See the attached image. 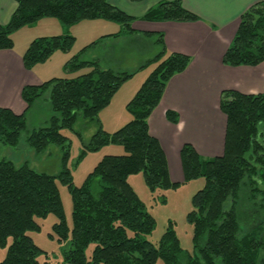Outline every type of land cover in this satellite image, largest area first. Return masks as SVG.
I'll return each instance as SVG.
<instances>
[{
  "label": "trees",
  "instance_id": "obj_1",
  "mask_svg": "<svg viewBox=\"0 0 264 264\" xmlns=\"http://www.w3.org/2000/svg\"><path fill=\"white\" fill-rule=\"evenodd\" d=\"M14 1L18 5L15 13L6 25L0 24V51L12 50L13 35L26 27H36L43 19L57 20L64 30L60 36L41 37L31 43L23 56L27 70L46 63L56 52H70L76 42L70 29L84 21L113 22L121 25V30L83 48L65 65L67 74L82 69H90L89 73L25 86L21 95L27 110L21 115L0 108V148L18 147L26 134L24 141L36 153L55 146L61 154L60 171L55 175L0 159V246L6 247L12 239L7 257L0 264H39L42 250L28 233L40 230L35 219L49 214L59 220L54 230L60 241L70 236L67 258L72 264H263L264 240L256 236L258 225H252L258 220L254 213L258 206L252 201L258 192L264 195V93H221L220 108L227 117L222 157H203L190 144L181 150L184 183L205 180L204 188L192 198L193 209L187 215L193 226V252L182 248L173 224L157 245L147 239L156 220L129 183L131 176L142 173L152 193L180 187V183L170 179L165 151L150 134L149 118L171 79L184 73L192 60L184 54L169 53L163 34H145L154 38L158 53L133 71L117 70L103 65L108 51L104 39L116 42L130 38L136 33V21L186 23L201 19L186 10L180 0L159 2L141 17L128 15L109 0ZM97 48L104 53L87 59L88 53ZM152 62L156 63L155 69L126 106L132 120L114 133L106 132L100 113L138 69ZM263 62L264 1L241 16L238 31L223 58L226 66L234 68L257 67ZM43 99L51 105L48 124L27 133V112ZM166 117L171 123L179 122L176 112L168 111ZM79 123L95 127L83 153L119 145L126 154L105 156L85 185L76 188L67 166L70 140L61 130L70 129L82 137L76 128ZM57 181L72 194V229L66 222ZM242 209L248 211L247 220H242ZM248 222L253 230L242 233ZM90 244H95V248L88 259L85 250Z\"/></svg>",
  "mask_w": 264,
  "mask_h": 264
},
{
  "label": "crops",
  "instance_id": "obj_2",
  "mask_svg": "<svg viewBox=\"0 0 264 264\" xmlns=\"http://www.w3.org/2000/svg\"><path fill=\"white\" fill-rule=\"evenodd\" d=\"M162 1L173 0H143L138 3L131 0H109V3L130 16L141 17L148 9ZM180 1L186 10L201 20L186 23L136 21L133 24L136 33L131 39L138 42L146 40L156 47L154 38L145 34H163L169 53L191 57L192 61L187 70L171 79L159 106L149 118L150 134L159 140L165 151L171 181L183 184L185 177L181 150L185 144L192 145L206 158L224 155L227 117L220 108L221 93L224 90H235L243 94L264 93V62L257 67L236 68L223 63L229 44L240 26L241 16L253 5L264 0ZM17 6L14 0H0L1 25L10 21ZM38 26L18 31L12 37L14 48L0 51V108L11 109L17 115L27 110V104L21 95L25 86L42 85L61 73L67 78H76L90 72V69L87 72L82 69L73 74L65 72L66 63L75 56L72 50L68 53L56 52L46 63L27 70L23 56L35 39L64 34L63 28L55 19H43ZM71 32L76 42L80 38L87 47L102 37L119 33L120 30L113 22L95 20L84 21L72 28ZM110 41L112 40L104 39L108 51L105 54L106 64L103 65L124 70L128 62L127 52H112L117 44H110ZM156 48L159 51V48ZM155 67L156 63L152 62L138 69L137 73L122 85L110 105L100 113L99 118L106 132L114 133L132 120L126 106ZM168 111L179 115L177 124L168 121ZM111 149L115 154H121L119 148Z\"/></svg>",
  "mask_w": 264,
  "mask_h": 264
},
{
  "label": "rangeland",
  "instance_id": "obj_3",
  "mask_svg": "<svg viewBox=\"0 0 264 264\" xmlns=\"http://www.w3.org/2000/svg\"><path fill=\"white\" fill-rule=\"evenodd\" d=\"M113 25L118 26L119 30H121V25L117 23H113ZM74 27L75 26L71 27L70 30ZM26 28L30 29V27ZM109 43L111 44L116 42L111 41ZM84 45V40L79 38L73 46L72 53L77 55L85 47ZM144 46L146 48H143ZM17 47H19L18 43ZM139 49H141V51ZM119 51L127 52L126 56L128 57V62L124 68L126 71H133L139 68L140 65H142L146 60L151 59V57L158 52L157 48L149 41L144 40L138 42L137 40L131 39V37L118 42L112 52ZM103 53L104 52L101 49L97 48L96 50L90 51L86 58L93 59L94 55L96 56ZM85 71L87 72L88 69H85ZM54 77L67 78L63 73ZM51 115L52 110L49 101L47 99L38 101L32 109L27 112V133L34 129L46 126ZM76 128L82 132V137L81 135H78L76 131L70 129H62L61 133L70 140V155L67 166L73 176L74 186L76 188H81L85 185L89 174L94 171L95 167L106 155L122 156L125 155L126 152L122 146L110 145L109 147H103L99 151H86V153H83L85 151V144L90 140L95 132V127L93 125L84 126L82 123H79ZM25 137L26 134L19 146L16 148L1 146L0 159L13 161L17 167L28 165L30 168L38 172L50 175L58 174L61 166V154L59 148L51 146L46 152L38 154L26 144L24 141ZM111 148H119V150H121V154H115V152H112ZM129 183L140 199L146 204L148 211L156 220L155 229L152 234L147 237V239L157 245L166 230L169 228L170 224H173V229L180 239L182 248L188 252H193V226L187 221V215L193 209L192 198L196 193L204 188L205 180L200 178L189 183H183L176 190H157L155 193H152L147 187L142 173L131 176L129 178ZM57 185L61 193L67 225L70 229H72V194L68 187L60 181H57ZM259 188L263 189L262 185H260ZM253 198L254 201L252 202L258 206V212H254L256 217L258 216V222L256 221V223H252V225H258L257 229L259 230H257L256 236L257 238L260 236V238L264 240V211H261L262 208L264 209V195L261 192H258ZM164 199L166 201H163ZM240 207L242 208L243 205L241 204ZM247 212L248 211L246 209H242V220L248 219L249 215ZM35 220L39 224L40 230L29 232L28 235L42 250L41 255L38 257V263L72 264L67 258L69 250L71 249L70 236L66 241H60L58 234L54 230V226L59 222L58 218L54 214H49L47 217H37ZM261 223L262 225H259ZM253 226L251 227L248 222L244 225L245 231L242 230L241 232L246 233L247 230H253ZM11 243L12 239L10 238L6 247L0 246V262L6 259L8 247ZM94 248L95 244H90L85 250V254L88 259L92 256Z\"/></svg>",
  "mask_w": 264,
  "mask_h": 264
}]
</instances>
